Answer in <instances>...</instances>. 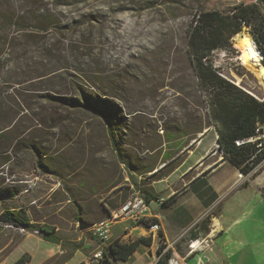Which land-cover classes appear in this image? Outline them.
Masks as SVG:
<instances>
[{
  "label": "rangeland",
  "instance_id": "1",
  "mask_svg": "<svg viewBox=\"0 0 264 264\" xmlns=\"http://www.w3.org/2000/svg\"><path fill=\"white\" fill-rule=\"evenodd\" d=\"M64 1L70 4H45L64 29L62 32L48 30L44 35L32 37L38 40V46L25 45L26 41L19 38L9 52L6 40L0 37V77L11 78L15 73L12 66L17 64L20 67L25 63V59L20 60L25 48L39 47L40 51V47H48L52 43H56L57 48L51 57L52 60L47 61L50 66H56V63H60L59 60L74 65L76 60L85 70L86 66H89L90 70L92 69L91 74L98 72V80L102 86L110 92H115L111 94L118 97L109 99L120 108L123 120H126L123 121L125 124L121 133L125 134L122 135L123 146L126 147L125 144L133 140L138 152L136 144L140 142L146 141L154 146L161 143V149H158L153 157L146 151L137 153L149 163L155 161L157 169L161 167L163 154L172 153L173 160L155 175L150 176V173H147L139 176V179L136 177L140 188L147 191L148 184L163 177L173 166L179 164L185 154L184 151L178 153L177 150L169 148L173 143L165 142L160 124L163 120L167 122L172 118L180 123L185 119V112L196 111V92L194 93V86L188 75L184 49L188 27L196 20L202 8L225 10L232 4L250 3L255 0ZM8 2L9 0H0L3 7H6ZM2 33L10 39L8 29ZM239 33H248L251 36L246 25H242L234 35ZM233 36L230 38L228 49L213 51L210 59L224 77L264 101L262 74L259 72L256 75L241 64L238 56L243 49L236 46ZM70 45L80 48L79 50H84L83 47L86 46V52L89 54L79 51L74 59L71 53L74 51ZM262 65L264 66L263 63ZM128 75L137 81L134 90L111 89L110 85L114 82L122 83L124 76ZM66 78L63 74L52 80L42 79L39 84V80H34L32 86L43 89L44 85H48L56 89ZM199 110L204 113L201 107ZM56 114L59 118V109ZM56 114L47 119L44 125L32 129L39 145L51 150L46 158H41L46 169L36 166V157L28 149L18 154H5L7 159L4 161L7 162L0 165V188L11 193L14 190L19 191L9 196L2 191L0 212L2 209L24 208L33 222L53 226L63 244L48 243L42 240L37 232H29L0 222V264H11L24 253L29 256L26 264L82 263L97 248V244L88 230H79L78 221L89 223L98 218H106L107 214L102 211L101 202L104 201L105 204L102 206L118 208L131 191L135 190L130 189L133 185L128 181L126 171L118 164L108 147L107 124L81 113H70L68 118L59 121ZM54 151H57L56 154H52ZM232 173L233 168L227 165L210 177V181L218 190H225L221 193L218 203L200 214L198 217L201 219L191 225L189 230L206 222L215 210L223 212L224 217L230 216L228 211L233 210L231 215L235 218H264V197L252 185L226 191ZM257 173L264 174V160L249 175H240L245 179ZM146 177L149 179H145ZM187 178L189 176L185 177ZM193 198L195 199L190 196L191 200H194ZM180 202L181 199L178 203ZM214 206H217V209ZM241 229L240 232L245 233L247 237L259 238V232L252 229L247 221L242 223ZM230 233L234 237L215 235L205 242L196 254L188 258L187 264L197 257L205 263L212 260L213 264H246L237 254L231 257V246L237 243L235 240L238 233L234 230ZM230 238L232 240L227 245L225 241ZM246 242L248 239L244 240L245 245ZM252 249L247 255H250ZM243 250L244 247L239 252L243 254ZM263 258L264 250L260 256L255 255L258 263H261Z\"/></svg>",
  "mask_w": 264,
  "mask_h": 264
},
{
  "label": "trees",
  "instance_id": "2",
  "mask_svg": "<svg viewBox=\"0 0 264 264\" xmlns=\"http://www.w3.org/2000/svg\"><path fill=\"white\" fill-rule=\"evenodd\" d=\"M56 3L66 6L70 4L64 0H9L6 7H3L0 3V31L8 29L10 32L9 40L5 33L1 32L0 36L9 45L7 51L12 50L16 39L25 40V45L38 46V40L32 37L44 35L48 30L62 32L64 26H61L59 20L47 10L49 9L48 4L55 6ZM242 25L249 27L251 37L264 63V0H255L250 3L239 2L228 6L225 10H205L204 8L199 10L196 20L188 27L184 47L188 75L194 86V93L196 92L194 94L196 111L185 112V119L180 123L173 118L167 122L163 120L160 127L165 142L173 143L169 148L175 151L183 148L182 151H184L190 147L191 141L197 139V135L203 129L212 126L216 131V145L222 155V160L227 161L241 175H249L264 160V101L224 77L210 59L213 51L228 49L231 43L230 38ZM55 44L52 43V47L42 46L40 51L39 47L32 49L24 47L25 51L20 60L25 59V63L20 67L17 64L12 66L15 73L11 78L0 77V80L2 79L0 81V165H5L7 162L4 161L7 159L5 154L10 152L18 154L28 149L36 157V166L46 169L41 158H46L50 154L48 151L51 150L39 145L32 129L39 128L41 124L44 125V122L56 114L58 109L59 118L57 114L56 117L59 121L65 117L68 118L70 113L86 114L89 118L107 124L108 147L111 154L126 171L132 187L139 190L144 198L148 190L140 188L136 177L147 173H150V176L155 175L158 170L173 160L172 153L163 154L161 167L157 169L155 161L149 163L140 158L137 153L146 151L153 157L154 153L161 149V143L154 146L146 141L137 142L138 152H136L133 140L126 143L124 147L122 142H124L125 134L121 133L125 124L123 121L126 120H123L120 108L109 99V97L118 98L111 94L115 92H110L102 86L101 81L98 80V72L91 74L92 69L90 70L89 66H86L85 70L76 60L74 65L59 60L60 63H56V66H50V62L47 61L52 60L51 57L57 48ZM85 47H83L84 50H79L80 48L70 45L74 51L71 52L74 59H76L77 52L88 50ZM88 54L87 51L86 55ZM6 55L9 56V54ZM7 56L5 58L10 62ZM63 74L67 76L66 81L63 79L56 89L48 85H44L43 89L32 86L34 80H39L37 82L39 84L42 79L52 80ZM124 77L123 85L114 82L110 85L111 89L134 90L137 81L132 79L131 75ZM200 107L204 109V113L199 110ZM115 186L116 184L113 185ZM189 188L205 208L217 200V193L205 177L191 183ZM2 191L9 196L19 190L11 193V191L0 188V197ZM260 191L264 196V186L260 188ZM144 200L146 203L150 201L147 197ZM167 201L163 200L162 204L165 205ZM150 221L154 223V219ZM0 222L29 232H37L42 240L48 243L63 244V240L57 235L53 226L33 222L22 207L2 209ZM143 223L149 227L147 221ZM158 235L162 237L160 231ZM151 242V236H141L130 242L115 239L105 248L101 263L113 264L124 261L139 245L150 246ZM163 249L164 244L159 242L155 250L154 264H168L170 252L163 251ZM28 260L29 256L24 253L11 264H26Z\"/></svg>",
  "mask_w": 264,
  "mask_h": 264
},
{
  "label": "crops",
  "instance_id": "3",
  "mask_svg": "<svg viewBox=\"0 0 264 264\" xmlns=\"http://www.w3.org/2000/svg\"><path fill=\"white\" fill-rule=\"evenodd\" d=\"M216 136V131L212 126L203 129V131L197 135V139L191 141L190 147L187 150H184V157L179 164H177L160 179L155 181L153 180L147 185L149 190L144 195V198L147 197V199L150 200L147 203L149 206V218H141L138 220L120 218L110 223L108 244L115 239H119L123 242H130L141 236L152 237L150 246L143 244L139 245L131 256L124 261L116 262L117 264H154L156 261L155 250L159 242L164 244L165 251L167 250L170 252L171 260L175 261L177 264H187L188 258L196 254L200 247H203L205 242L214 238L215 235H231L230 232L233 230L238 233V235H236L238 237H236L237 239L235 240L237 243H235L234 246H231L233 250L231 257L237 254V257L246 264H264V258L261 263H258L255 260V255L260 256V253L264 250V218L262 217L252 216L246 220L238 217L235 218L231 215L233 210L228 211L230 216L224 217L223 212L215 210L210 214L206 222L201 223L199 226L197 225V227L193 230H189L191 225L197 222L198 219H201L198 217L200 214H203L205 210H209L214 204L218 203L221 193L225 190H218V187L210 181V177H212L215 172L227 165L231 166L227 161L222 160V155H220L218 149L215 148ZM182 150L183 148L180 149L178 153L183 152ZM232 168L233 176L229 180L226 188L228 189L226 190L227 192L230 190L234 191L247 188L252 185L257 192L264 197L260 191V188L264 186L263 173H257L244 179L234 167ZM187 176H189V178L185 179ZM201 177H205L208 184L217 193V200L207 208L202 206L199 199L189 188L191 183L196 182ZM137 178L139 179V177ZM145 179L148 180L149 178ZM158 185H161V187H158ZM130 189L136 188L130 187ZM190 196L195 197L197 200L195 201L194 198V200H191ZM180 199L181 202L178 203ZM163 200H168L165 205L162 204ZM102 204L105 205L104 201L100 203V206L102 211L106 213L107 216L122 205L121 204L118 208H112L108 205L102 206ZM214 207L217 209V206ZM232 208L234 209V207ZM108 218L109 217H104V219ZM153 219L154 223L158 224V231L161 232L162 237L157 233H151L149 227L145 226L143 223L144 221H147L150 225V220ZM99 220L100 219L98 218V220L87 224L92 225ZM244 221H247V223L251 225L252 229L259 232V238L252 239L249 236L247 237L245 233L240 232L242 231L241 226ZM85 230L90 232V236L96 242L98 248V241L92 235L90 228ZM231 236L234 237L233 235ZM241 237H243L244 240L248 239L246 245ZM156 238H158L157 242ZM231 240V238L230 240L226 239L225 243L227 242L228 245ZM243 247L244 252L242 254V252L240 253L239 251H241ZM251 249L252 251L250 255H247ZM90 256L84 259L82 263L88 260ZM190 264H213V262L211 260L205 263L201 258L197 257V259L193 260ZM223 264L228 263L224 262Z\"/></svg>",
  "mask_w": 264,
  "mask_h": 264
},
{
  "label": "built area",
  "instance_id": "4",
  "mask_svg": "<svg viewBox=\"0 0 264 264\" xmlns=\"http://www.w3.org/2000/svg\"><path fill=\"white\" fill-rule=\"evenodd\" d=\"M261 80L264 81V77L261 78ZM215 148H218V146L215 145ZM219 154L221 155L220 152ZM148 214L149 206L145 202L143 196L140 194L139 190H132L125 202L117 210L113 211L108 219L99 220L91 225L90 231L98 241V248L92 253L90 258L84 262V264H103L101 261L103 259V252L108 246V232L111 222L119 218H131L135 220L149 218ZM149 230L151 233H157L159 230L158 224L151 223L149 225ZM168 264L177 263L169 259Z\"/></svg>",
  "mask_w": 264,
  "mask_h": 264
},
{
  "label": "bare ground",
  "instance_id": "5",
  "mask_svg": "<svg viewBox=\"0 0 264 264\" xmlns=\"http://www.w3.org/2000/svg\"><path fill=\"white\" fill-rule=\"evenodd\" d=\"M236 41V46L243 49V52L238 56L241 64L247 67L251 72L258 75L259 72L264 77V66L261 62V53L257 49L253 39L248 33H239L233 36ZM196 246V245H195Z\"/></svg>",
  "mask_w": 264,
  "mask_h": 264
},
{
  "label": "water",
  "instance_id": "6",
  "mask_svg": "<svg viewBox=\"0 0 264 264\" xmlns=\"http://www.w3.org/2000/svg\"><path fill=\"white\" fill-rule=\"evenodd\" d=\"M78 226L80 230H85L90 228L91 224L84 223L82 221H78Z\"/></svg>",
  "mask_w": 264,
  "mask_h": 264
}]
</instances>
